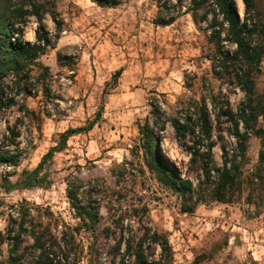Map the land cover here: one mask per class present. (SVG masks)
<instances>
[{
	"label": "rangeland",
	"instance_id": "rangeland-1",
	"mask_svg": "<svg viewBox=\"0 0 264 264\" xmlns=\"http://www.w3.org/2000/svg\"><path fill=\"white\" fill-rule=\"evenodd\" d=\"M42 1L53 5L62 30L58 32L47 16L46 31L53 40L59 37L54 48L2 82L0 144L18 156V165L0 164V176L10 174L13 182L20 181L64 134L87 128L100 110L102 115L91 130L71 137L46 164L41 176L49 178L47 189L0 191V231L9 224V213L15 211L11 208L24 203L43 215L52 213V224L58 222L59 231L76 227L67 184L78 178L85 189L95 183L104 191L100 232L136 209L138 216L123 227L127 235H143L151 228L166 236L173 264H264V192L247 187L231 203H219L206 191L194 213L183 214L182 197L162 186L145 166V136L140 129L160 137L159 148L163 154L168 149L165 157L179 179H190L194 185L205 162L191 166L187 147L198 145L205 151L214 143L216 167L223 165V146L230 156L237 149L227 113L239 120L245 95L236 83L213 71L211 59L217 49L209 41L211 15L195 23L184 14L171 26L161 27L154 24L158 13L154 0H124L114 9L90 0ZM191 2L184 0V8ZM236 2L242 19L244 4ZM23 29L22 39L34 43L35 18ZM17 39L14 34V45ZM223 45L234 50L228 42ZM255 105L258 113L264 111V57L255 78ZM204 117L211 127L210 138L203 129ZM257 128L264 129L262 114ZM244 131L241 124L240 132ZM249 135L245 176L255 171L263 149L252 131ZM4 143L9 146L4 148ZM213 182L212 178L211 188ZM88 235L81 233L86 246ZM159 254L157 249L154 258ZM7 255L8 246H0V264ZM103 259L102 264H109Z\"/></svg>",
	"mask_w": 264,
	"mask_h": 264
},
{
	"label": "trees",
	"instance_id": "trees-1",
	"mask_svg": "<svg viewBox=\"0 0 264 264\" xmlns=\"http://www.w3.org/2000/svg\"><path fill=\"white\" fill-rule=\"evenodd\" d=\"M101 8L114 9L121 6L124 0H90ZM158 13L154 24L168 27L174 24L182 15H191L195 23L207 21L211 15L209 41L216 45L217 52L212 60L215 75L236 83L245 95V102L240 109L239 120L227 113L233 126V136L237 142V149L230 156L223 146V165L214 166L212 150L215 146L210 143L204 151L194 145L187 147L191 156L190 165L197 166L199 160L205 162L199 167L200 176L197 185L190 179L180 180L172 169L170 162L159 148V138L147 129H140L145 136L144 149L146 151L145 166L149 172L158 177V182L173 193L182 197L183 214H192L196 207L203 203L202 194L210 191L211 199L219 203H231L235 194H241L245 188L264 192V129L257 128V120L264 111L257 112L255 105V78L261 73L264 57V0H242L245 12L241 19L236 0H192L188 9L184 8V0H154ZM50 16L61 32L62 24L56 18L53 5L42 0H0V89L3 80L10 73H18L28 69L38 58L53 49L55 41L49 36L44 20ZM30 18H35L38 29L35 32V42H25L23 27ZM17 35V43H12V36ZM223 35L225 37L223 38ZM224 42L234 47L225 50ZM120 74V73H118ZM0 105L2 98L0 97ZM101 110L96 119L87 128H79L64 134L57 147L52 148L33 171H26L20 181L13 182L12 176H0V191L10 194L16 189H47L49 178L41 176L44 167L61 152L68 140L78 134L87 132L94 127L101 118ZM243 124L244 132H240ZM178 134L180 130L175 127ZM203 129L208 138L211 127L203 118ZM249 131L262 141L263 149L259 155V162L250 176H245L244 166L248 161L250 142ZM182 134V133H181ZM161 140V139H160ZM162 143V140H161ZM8 143H4L7 148ZM165 151L169 153L166 148ZM0 164L9 167L18 165V156L5 151L0 144ZM214 179L211 188V179ZM67 198L78 220L76 227L65 226L59 231L58 222L52 224L53 215L41 214V211L24 203L11 210L10 221L4 232L0 231V246H8V255L1 264H102L103 258L109 264H173V251L166 236L151 228L145 229L143 235H127L125 223L131 225L138 216L137 210L127 211L117 221L98 231L103 222L101 205L104 194L98 184L89 185L74 178L67 184ZM209 188V190L207 189ZM191 204V207H188ZM2 202L0 199V207ZM146 209L144 210V213ZM50 216V218H49ZM44 220H47L46 222ZM81 233H87L88 245L81 239ZM159 249L158 258L155 251Z\"/></svg>",
	"mask_w": 264,
	"mask_h": 264
},
{
	"label": "bare ground",
	"instance_id": "bare-ground-1",
	"mask_svg": "<svg viewBox=\"0 0 264 264\" xmlns=\"http://www.w3.org/2000/svg\"><path fill=\"white\" fill-rule=\"evenodd\" d=\"M165 155L169 157V155H168V153H167L166 151H165V153H164V156H165ZM166 158H167V157H166Z\"/></svg>",
	"mask_w": 264,
	"mask_h": 264
}]
</instances>
